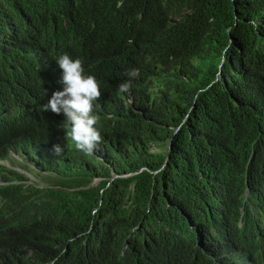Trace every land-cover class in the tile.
<instances>
[{
	"label": "trees",
	"instance_id": "trees-1",
	"mask_svg": "<svg viewBox=\"0 0 264 264\" xmlns=\"http://www.w3.org/2000/svg\"><path fill=\"white\" fill-rule=\"evenodd\" d=\"M65 53L110 81L144 78L154 103L128 117L139 139L118 161L15 140L9 110L42 101ZM11 152L24 170L0 165V264H264V0H0Z\"/></svg>",
	"mask_w": 264,
	"mask_h": 264
},
{
	"label": "clouds",
	"instance_id": "clouds-1",
	"mask_svg": "<svg viewBox=\"0 0 264 264\" xmlns=\"http://www.w3.org/2000/svg\"><path fill=\"white\" fill-rule=\"evenodd\" d=\"M250 23L254 28L260 27L255 20ZM56 62L59 65H56V76L51 79V85L44 88L42 101L9 110L7 118L14 126L15 140L37 143L39 155L47 150L53 156L71 153L94 165L124 157L139 139L128 117L144 118L154 103L138 98L144 84L139 69H130L123 81H110L89 71L82 59H73L67 53L59 56ZM36 114L41 115L56 133H49L33 119ZM9 159H0V165L23 172L20 167L23 161L18 154L11 152ZM42 174L35 177L26 173L33 183L44 187L47 185L39 183ZM98 181L95 180L94 185ZM27 250L28 247L20 242L12 255L21 262ZM241 257L239 252L235 260L227 258L225 264H240Z\"/></svg>",
	"mask_w": 264,
	"mask_h": 264
},
{
	"label": "rangeland",
	"instance_id": "rangeland-1",
	"mask_svg": "<svg viewBox=\"0 0 264 264\" xmlns=\"http://www.w3.org/2000/svg\"><path fill=\"white\" fill-rule=\"evenodd\" d=\"M42 175H43V174H42ZM29 176H30V175H29ZM47 176L49 177L50 175H49V174H45V175H43V176H41V177L39 178V180L43 182V185H46V182L43 181V178H44V177L47 178ZM30 177H31V176H30ZM31 178H32V177H31Z\"/></svg>",
	"mask_w": 264,
	"mask_h": 264
}]
</instances>
